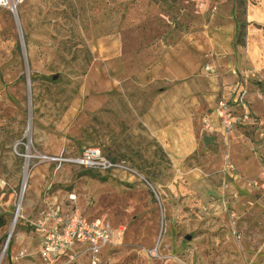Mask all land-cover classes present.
I'll use <instances>...</instances> for the list:
<instances>
[{"label":"rangeland","instance_id":"374dc122","mask_svg":"<svg viewBox=\"0 0 264 264\" xmlns=\"http://www.w3.org/2000/svg\"><path fill=\"white\" fill-rule=\"evenodd\" d=\"M178 81L201 149L142 120ZM223 97L250 116L224 133ZM48 207L111 227L97 264H264V0L0 6V264H93L41 257Z\"/></svg>","mask_w":264,"mask_h":264},{"label":"built area","instance_id":"2783aa9c","mask_svg":"<svg viewBox=\"0 0 264 264\" xmlns=\"http://www.w3.org/2000/svg\"><path fill=\"white\" fill-rule=\"evenodd\" d=\"M23 1L0 0V6L15 14ZM230 100L226 97L221 98L216 110V116L224 131L233 130L236 123L250 117L245 107L240 115H236V106L230 105ZM238 101L240 100L235 99V102ZM79 161L90 166L111 167L113 165L102 157L97 148L87 149ZM60 211V208L48 207L40 212L38 219L33 223L42 236L41 257L49 261L61 256L65 251L77 250L78 247L83 249V253L89 256L93 264H97L100 261L102 249L112 240L111 227L99 218L87 220L75 213L66 218Z\"/></svg>","mask_w":264,"mask_h":264},{"label":"crops","instance_id":"0c3cea01","mask_svg":"<svg viewBox=\"0 0 264 264\" xmlns=\"http://www.w3.org/2000/svg\"><path fill=\"white\" fill-rule=\"evenodd\" d=\"M183 76L184 75L181 72L175 71L174 77H170V79L175 78L177 80L178 79L182 80ZM185 83H186L185 81L174 82L171 83V86L168 89H162L161 93H159L155 98L153 106H149L148 110H146L142 120L146 125V127L150 128V130L153 132H159V131L168 132L169 130L176 129L177 132L179 131L177 137H180V139H182L183 142L185 141V139L190 138L192 139L193 150L197 148L201 149L202 147H204V145L202 144L203 136H201L200 134L203 131V127L200 125L196 126L194 119L196 115L204 112L207 106H203L201 103L199 106H196V103L198 102V98L187 93V91L185 93V89H186ZM213 102L214 104L212 103L213 104L212 107H215L216 104L215 100ZM186 129L192 130L191 131L192 133L188 137H186V134H184ZM220 130L224 133L222 127H220ZM74 213L87 220H91L90 218H86L82 214L75 211H71L69 214L64 213V215L66 218H68L69 215ZM38 216L39 214L37 215L36 220L38 219ZM36 220L32 221V225ZM34 229L37 234L38 242L41 249L42 236L35 227ZM108 245L109 244H107L102 249V253L107 248ZM76 249L77 250L74 251H65L64 253L61 254V256L53 258L52 260L49 261L51 262L59 261L62 258H65L67 255L70 256V254L72 255L74 254L76 256L83 254L88 260H90L89 256L83 253V249L78 247Z\"/></svg>","mask_w":264,"mask_h":264},{"label":"water","instance_id":"95a60500","mask_svg":"<svg viewBox=\"0 0 264 264\" xmlns=\"http://www.w3.org/2000/svg\"><path fill=\"white\" fill-rule=\"evenodd\" d=\"M212 142V138H207V143H211Z\"/></svg>","mask_w":264,"mask_h":264}]
</instances>
